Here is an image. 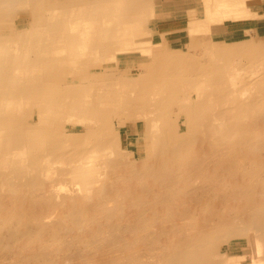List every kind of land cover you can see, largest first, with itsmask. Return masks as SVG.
<instances>
[{
    "label": "bare ground",
    "instance_id": "bare-ground-1",
    "mask_svg": "<svg viewBox=\"0 0 264 264\" xmlns=\"http://www.w3.org/2000/svg\"><path fill=\"white\" fill-rule=\"evenodd\" d=\"M128 1L0 0L32 18L0 39V264H239L218 252L236 237L264 254V50L166 38L145 78L95 81L89 62L150 23ZM247 1L204 0L187 33L264 16ZM127 122L145 124L136 151Z\"/></svg>",
    "mask_w": 264,
    "mask_h": 264
},
{
    "label": "rangeland",
    "instance_id": "rangeland-1",
    "mask_svg": "<svg viewBox=\"0 0 264 264\" xmlns=\"http://www.w3.org/2000/svg\"><path fill=\"white\" fill-rule=\"evenodd\" d=\"M44 1L47 9L59 7L71 9L82 5L96 6L100 5V3L112 2V0ZM126 2L127 0H122L119 6H123L126 9ZM247 4L250 9L264 13V0H248ZM128 5L129 7L136 5L137 8L144 9L151 7L152 9H149L151 11L150 23L140 27L144 36L133 41L137 43L135 48L130 47L129 43H121L116 47L111 46L112 51L110 52L115 56V59L112 58L109 64L104 65L101 61L89 62L91 71L93 72V80L95 81L108 78L118 80L121 75H123L126 81L131 80V78H137L138 81L141 78H145V75L141 74V70H144L145 67H149L151 64L150 49L158 56L165 49L160 42L165 41L166 38L167 45L170 47H186L191 52L187 55H197L198 57H201V54L203 56L204 50L209 51L214 47H233L236 45L256 43L260 49L264 50V16L254 20H234L228 18L222 22L212 24L208 31L189 35L187 33V27L190 21L196 18L200 20H205L206 18L207 13L204 0H129ZM28 10L27 8L26 11H19L6 18L0 17V39L6 36L12 37L17 32L27 31L31 28L32 18ZM125 11L123 10V12ZM248 26H252V29L249 31L247 30L249 29ZM106 50L102 51L104 55L108 53ZM144 50L145 52L141 53ZM136 68L139 69L137 70ZM72 70L71 68L63 69L67 73H72ZM86 76L82 74V76L78 77L74 74L66 79L78 83L86 82L88 78ZM55 85L60 86V82L55 83ZM183 119L184 116L181 120ZM28 126H30V123ZM144 126L145 124L143 122H127L126 126L121 128L122 138L126 141H129L130 138V142L132 143L131 149L133 151H136L137 148L136 138L143 136ZM67 127L71 128L72 125H68ZM240 246H242V249ZM255 249L248 237H236L229 243L222 244L218 252L221 256L231 257L237 260L239 264H253L255 258L259 264H264V254H258Z\"/></svg>",
    "mask_w": 264,
    "mask_h": 264
},
{
    "label": "crops",
    "instance_id": "crops-1",
    "mask_svg": "<svg viewBox=\"0 0 264 264\" xmlns=\"http://www.w3.org/2000/svg\"><path fill=\"white\" fill-rule=\"evenodd\" d=\"M163 2H164V1H163ZM169 12H170V11H169ZM164 15H165V14H164ZM252 20H254V19H252ZM248 28H249V29H247V30H250V29H252V26H251V27H250V26H248Z\"/></svg>",
    "mask_w": 264,
    "mask_h": 264
}]
</instances>
